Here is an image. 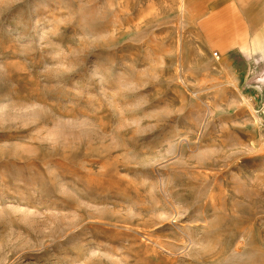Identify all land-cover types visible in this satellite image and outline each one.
Returning a JSON list of instances; mask_svg holds the SVG:
<instances>
[{
	"label": "rangeland",
	"instance_id": "374dc122",
	"mask_svg": "<svg viewBox=\"0 0 264 264\" xmlns=\"http://www.w3.org/2000/svg\"><path fill=\"white\" fill-rule=\"evenodd\" d=\"M263 88L185 0H0V264H264Z\"/></svg>",
	"mask_w": 264,
	"mask_h": 264
},
{
	"label": "crops",
	"instance_id": "0c3cea01",
	"mask_svg": "<svg viewBox=\"0 0 264 264\" xmlns=\"http://www.w3.org/2000/svg\"><path fill=\"white\" fill-rule=\"evenodd\" d=\"M206 50L242 58L264 73V0H185Z\"/></svg>",
	"mask_w": 264,
	"mask_h": 264
},
{
	"label": "built area",
	"instance_id": "2783aa9c",
	"mask_svg": "<svg viewBox=\"0 0 264 264\" xmlns=\"http://www.w3.org/2000/svg\"><path fill=\"white\" fill-rule=\"evenodd\" d=\"M214 54H216V53L214 52ZM260 113L264 118V88H263V92H262L261 97H260Z\"/></svg>",
	"mask_w": 264,
	"mask_h": 264
},
{
	"label": "bare ground",
	"instance_id": "6f19581e",
	"mask_svg": "<svg viewBox=\"0 0 264 264\" xmlns=\"http://www.w3.org/2000/svg\"><path fill=\"white\" fill-rule=\"evenodd\" d=\"M223 191V190H222ZM231 192V191H230ZM230 194V193H229ZM229 197V196H228ZM233 199V198H232ZM226 205V204H225ZM228 206V205H227ZM227 206H226V208H227ZM229 207V206H228ZM230 211V210H229ZM222 216V215H221Z\"/></svg>",
	"mask_w": 264,
	"mask_h": 264
}]
</instances>
